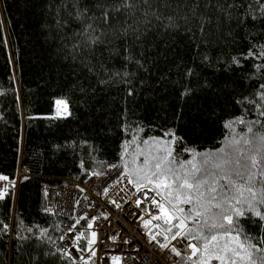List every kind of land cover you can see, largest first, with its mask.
<instances>
[{
    "label": "trees",
    "instance_id": "trees-1",
    "mask_svg": "<svg viewBox=\"0 0 264 264\" xmlns=\"http://www.w3.org/2000/svg\"><path fill=\"white\" fill-rule=\"evenodd\" d=\"M121 3L0 0V175L9 178L0 199V264H69L55 244L74 221L47 210L46 186H72L114 164L129 174L127 161L145 141L183 137L189 149L216 153L231 139L226 123L264 121L259 105L249 104L259 100L261 81L248 77L261 61L232 63L250 41L264 44V20L229 22L233 0H132V9L115 10ZM78 8L86 11L83 20ZM87 24L102 43L77 35ZM58 100L67 103V115H56ZM232 127L247 133L245 124ZM256 133H264V123L248 138ZM239 147L249 152L255 142ZM173 148L177 166L193 159L180 143ZM20 165L30 175L15 185ZM180 207L186 213L191 206ZM240 223L248 235L260 231L249 220ZM178 257V264L195 261Z\"/></svg>",
    "mask_w": 264,
    "mask_h": 264
},
{
    "label": "snow or ice",
    "instance_id": "snow-or-ice-1",
    "mask_svg": "<svg viewBox=\"0 0 264 264\" xmlns=\"http://www.w3.org/2000/svg\"><path fill=\"white\" fill-rule=\"evenodd\" d=\"M144 2L147 3V0ZM97 7L100 5L98 4ZM133 7L132 0H122L115 10ZM241 7H244L242 15L239 12ZM233 9H236L235 14ZM109 11L110 9L105 7L102 16L105 23L109 21ZM226 13L229 22L235 18L241 23H245L248 19L259 23L264 20V0H245L244 4H237L233 0ZM85 16L86 11L78 8L76 19L83 20ZM89 19L95 21L97 17L92 16ZM203 31L201 26L202 34ZM96 32L97 29L92 24H87L86 30L77 35L84 36L88 44L95 45L103 42ZM124 33H127V29H124ZM256 34L251 33V35ZM126 58L132 59L131 56ZM249 58L261 61L255 64L256 73L248 77L249 80L255 77L261 81L258 90L259 100H255L253 96L249 98V104L259 105L258 116L264 117V44H251L250 41V50L247 54L244 57H233L232 63L243 67L241 61ZM257 73L261 75L257 76ZM123 75L127 76L128 73L125 72ZM187 92L188 90L185 94ZM57 103L63 101L58 100ZM236 103L243 106V100H237ZM233 123L245 124L247 133L243 136L236 133L232 127ZM261 123L264 121L259 119L245 121L240 118L235 122L229 121L225 127L231 130V139L224 141L225 147L216 153H198L195 149H189L183 137H177L176 140L164 144L157 141L155 146L145 141L147 147L138 148L136 152V156H144V162L142 166H137L129 173V176L134 178L130 182L137 188L154 186L157 190L156 194L162 196V199L172 206L170 212L164 203L153 201L166 222H171L174 217L177 218L179 221L177 228L183 232L187 228V220L199 221L193 228H187L185 233L186 237L200 242L201 245L200 247L195 243L190 245L193 256L199 253L198 259L193 261V264H211L212 261H218L219 264H264V246H256L264 245V133H256L252 139L248 138L253 134V125ZM168 135L176 134L169 132ZM254 142L255 148L249 152L239 147L241 143L252 145ZM175 143H180L184 151H190L193 159L187 163L181 161L177 166V157L173 155ZM197 157H202V161L197 162ZM135 162L134 157L133 163ZM8 179L7 176L0 175V180ZM3 196L4 192L0 191V199H3ZM185 204L191 206L186 213L184 208L180 207ZM160 218L154 217V219ZM241 219L249 220L254 226H258L259 233L256 236L248 235L240 223ZM241 234L244 235V240H241ZM92 235L95 238L96 233L93 232ZM177 235V232H173L172 238L175 239ZM60 239L63 240L64 237ZM172 251L177 256L180 255L175 247ZM57 252L64 255L67 246L63 251L58 248ZM77 259L79 258L71 253L68 254L69 264H75Z\"/></svg>",
    "mask_w": 264,
    "mask_h": 264
},
{
    "label": "built area",
    "instance_id": "built-area-1",
    "mask_svg": "<svg viewBox=\"0 0 264 264\" xmlns=\"http://www.w3.org/2000/svg\"><path fill=\"white\" fill-rule=\"evenodd\" d=\"M114 165L101 174H90L81 183L43 189L47 210L74 221L67 225L61 235L64 239H59L55 248L63 251L67 246L64 255L78 257L75 262L79 264H178L173 247L189 256L191 247L179 236L170 241L160 235L149 238L146 223L163 217L153 201L164 203L168 209L169 205L153 187H135L122 167ZM29 175V170L20 165L14 184ZM7 184V180H0V191L4 192ZM85 231L92 237L86 248L82 242Z\"/></svg>",
    "mask_w": 264,
    "mask_h": 264
},
{
    "label": "rangeland",
    "instance_id": "rangeland-1",
    "mask_svg": "<svg viewBox=\"0 0 264 264\" xmlns=\"http://www.w3.org/2000/svg\"><path fill=\"white\" fill-rule=\"evenodd\" d=\"M68 114V105L65 101H63V103H57V108H56V115L57 116H65ZM148 144H152V145H156V142H149ZM147 145L145 144L141 149L146 148ZM133 159L134 157L130 158L129 162V167L128 169L130 171H132L133 169H135L137 166H142L143 162H144V156L140 155V156H135V160L136 162L133 163ZM126 172V171H124ZM130 173V172H129ZM126 174L129 176V174L126 172ZM133 179V178H132ZM150 187H153V185H148ZM155 189V188H154ZM160 191H164V190H160ZM169 205V204H168ZM169 210L170 212L172 211V206L169 205ZM179 215V214H178ZM193 220L189 219L186 221L187 224V228H190L192 225ZM179 221L177 218H173V220L171 222H166L165 218L161 217L160 219H150L147 223H146V231L148 233L149 238H155L156 236H162L163 239L165 241H170L171 239H173V232H177L178 235L185 244L187 245H191V244H197L195 242V240H192L190 237H186L185 233L187 232V228L184 229L183 232H181L178 228ZM172 229V231H168V229ZM176 236V237H177ZM92 237H90L88 231H85L84 234L82 235V242L85 244L86 247L89 246V244L91 243ZM197 247H200L197 244ZM192 251V248H191ZM185 256V255H184ZM187 258H191V259H195L197 260L199 257V253L196 254V256H193V252H191V254L189 256H186ZM211 264H219L218 261H212Z\"/></svg>",
    "mask_w": 264,
    "mask_h": 264
}]
</instances>
